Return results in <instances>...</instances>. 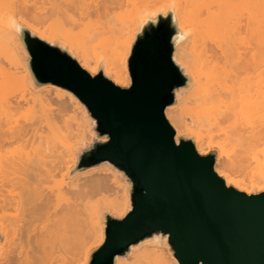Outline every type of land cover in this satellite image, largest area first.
Returning <instances> with one entry per match:
<instances>
[{"label": "bare ground", "instance_id": "1", "mask_svg": "<svg viewBox=\"0 0 264 264\" xmlns=\"http://www.w3.org/2000/svg\"><path fill=\"white\" fill-rule=\"evenodd\" d=\"M82 1L85 5L88 3ZM95 1L93 3L97 5L92 6L94 14L107 19L111 1H103L102 6L99 5L101 2ZM25 2L0 0V57L3 55L6 59V69L0 67V106L7 105L5 110H0V264H88L92 251L101 247L105 241L106 225L101 216L102 211L109 210L113 215L124 218L131 209L130 186L108 163L75 177L69 186L67 184V192L62 190L65 195L61 189L57 192L55 186L51 188L50 184L42 181V178H55L60 173L66 181L67 175L77 163L74 149L90 127L91 117L72 93L58 87H43L41 95L34 96L28 83V70L21 60L22 43L13 29V19L45 41H62L80 66L91 75L98 73L100 62L98 60L93 63L87 57L83 42L81 44V41L63 35L59 28L51 25L46 27L45 23H41L47 22V19L42 21L43 12L37 14V8H30V3V9H27L25 6L29 1ZM55 2L47 0L50 3L49 9L51 5L53 10L62 7L61 13L55 12L57 15L67 13L68 4L73 5L67 0ZM65 2L67 7H64ZM172 7L180 30L189 37L185 45L177 48L176 60L192 78L190 89L178 95L176 106L166 110V116L177 133L176 141L179 143L181 137L192 136L197 152L202 156L208 153L202 136L191 134L187 113L191 114L193 123L195 118H203L214 125L226 126L224 135L240 146V162L252 174V180L246 183L227 169L218 150L216 173L225 180L227 186L241 192H264V159L252 153L254 144L264 141V0L144 2L140 7H135V14L121 32L123 38L112 35L101 43L100 46L108 52L113 65L106 67L103 64L104 72L116 85L129 87L131 77L128 60L137 32L148 15L161 11L167 13ZM48 10L44 12L47 15L50 12ZM31 11L42 15L41 22L35 19L36 14L34 19L31 18ZM107 34L108 30L102 28L92 36L103 37ZM10 64L12 67H7ZM28 96L30 98L27 99ZM65 100L78 107L76 110H80L82 123H70L68 129L70 117L68 121L64 119L67 129L63 131L57 126V120L68 115L64 112L74 106L70 102L65 103ZM23 101L39 105L34 108V112H38L35 114L27 106L30 103H25L26 108H29L25 111L27 120H22L24 110L20 109ZM53 101H56L59 108L54 107V117H49L52 114L48 112L56 105H50ZM41 110H44V115ZM16 115H20L21 122H25L20 123V117ZM34 118L38 123L33 121ZM43 118L45 121H42ZM71 119L74 121L75 118ZM45 152L50 153L49 156L54 154L51 156L54 160L51 157L47 159ZM66 158L68 161L64 166ZM46 163L48 166L53 165L50 168ZM115 264L179 262L175 258L171 260L166 248L155 242L152 245L145 244L133 252L130 262L127 258L117 257Z\"/></svg>", "mask_w": 264, "mask_h": 264}, {"label": "water", "instance_id": "2", "mask_svg": "<svg viewBox=\"0 0 264 264\" xmlns=\"http://www.w3.org/2000/svg\"><path fill=\"white\" fill-rule=\"evenodd\" d=\"M25 53L29 82L72 93L91 117V142L76 148L70 176L110 164L130 186L131 209L111 212L104 244L88 264H115L143 245L158 243L179 264H264V192L226 185L215 171L217 152L200 155L194 138L176 141L166 110L190 89L192 78L176 60L188 42L174 8L148 15L128 60L131 84L80 66L70 49L48 42L13 19Z\"/></svg>", "mask_w": 264, "mask_h": 264}, {"label": "rangeland", "instance_id": "3", "mask_svg": "<svg viewBox=\"0 0 264 264\" xmlns=\"http://www.w3.org/2000/svg\"><path fill=\"white\" fill-rule=\"evenodd\" d=\"M29 1V2H28ZM26 0V2L25 3H27L28 2V5H26L25 7L27 8V9H30L31 7H32V9L34 8V10H36L35 8H37V14L38 13H42V15H43V19L44 20H42V21H45L46 19H47V22L45 21V22H41V19H40V17H42V15L41 14H39V15H37L36 13H34V12H36V11H34L33 13H32V11H31V13L32 14H30V15H33L31 18H33L34 19V17H35V19L37 18V21L40 19V21H38V22H41V23H45L46 24V27H48V26H54L55 28H59V30H60V32L63 34V35H67V36H69V37H71V38H73V40H76V41H81L80 43L82 44V42H83V49L85 50V54L87 55V57L89 58V59H91V61L93 62V63H95V62H97L98 60H99V68H100V64H101V61L103 60V64H105L106 65V67L108 66V67H112L113 65L111 64V59H110V56L108 55V52H105L104 51V49L100 46L101 45V43L103 42V40L105 39V38H110V37H112V35L113 36H117V37H119L120 39L121 38H123L122 36H121V32L124 30V27H125V25L127 24V22H129L130 21V19L132 18V16L135 14V7H140L141 6V4H143L144 2H151L152 0H109V1H111V4H109L108 6V11H109V13H108V17H107V19L104 17V16H100V15H97V13H95L94 14V8H92V6H96L93 2H94V0L92 1H90V0H84V2H88L89 3V1L90 2H92V4L91 3H86V5H85V3H83V1L82 0H67L68 2H72L73 3V5H74V7L76 8H73L72 9V7H73V5L72 4H68L69 5V7H68V11L70 10V9H72L71 11H69V13H68V11H67V13H64V14H59V15H57L55 12H60V10H61V8H60V10L59 9H56V7H55V10H53V9H51L52 8V5H51V11H50V9L48 8V7H50V3L48 4L47 3V0L45 1L46 2V4H45V2H43L44 0H42V2L41 1H39V0H31V2H30V0ZM35 1H38V2H35ZM54 1V0H53ZM56 2H55V4L58 2V0H55ZM60 1V0H59ZM66 1V0H65ZM74 1H75V3H74ZM97 1V0H96ZM96 1H95V3H96ZM99 1V5H101L102 6V4L104 3L103 1H106V0H98ZM32 2L34 3V4H36V6L33 4L32 5ZM41 2V3H40ZM51 2V1H50ZM67 2V3H68ZM79 2V3H78ZM80 2H81V4H80ZM103 2V3H102ZM31 4V6H29L30 4ZM53 3V2H52ZM62 3V2H61ZM38 4H41V5H38ZM44 4H45V6H44ZM49 6H48V5ZM65 4H66V2H65ZM64 4V7H67L68 5L66 4L65 5ZM43 5V6H42ZM62 5H63V3H62ZM61 5V6H62ZM76 5V6H75ZM90 6L89 8L87 7V6ZM28 6L30 7V8H28ZM34 6V7H33ZM39 6V7H38ZM41 6L43 7V9L41 8ZM70 6H71V8H70ZM100 6V7H101ZM107 6V5H106ZM48 8V9H46V8ZM60 7V6H59ZM97 7H99V6H97ZM97 7H96V9H97ZM45 8V9H44ZM70 8V9H69ZM27 9L25 10V12L26 13H28V11H27ZM43 11H42V10ZM64 9V8H63ZM62 9V10H63ZM89 9V10H88ZM41 12H40V11ZM46 10H48V11H50L49 12V14L47 15V13L45 14L44 12L46 11ZM53 10V11H52ZM58 10V11H57ZM52 12H54L53 14H51ZM65 12H66V8H65ZM95 12H96V10H95ZM30 13V12H29ZM61 13V12H60ZM90 13V14H89ZM34 14H36L35 16H34ZM44 14L45 15H47V17L46 16H44ZM51 14V16H50V18L48 19V17H49V15ZM66 14V15H65ZM59 16V17H58ZM30 17V16H29ZM52 19V20H51ZM50 20V21H49ZM105 29V30H108V34L106 35V36H103V37H96V36H92L93 34H94V32L96 31V30H98V29ZM117 30H120V32H117ZM55 42H59V43H62L63 45H65V46H67L66 44H64L62 41H60V40H55ZM68 47V46H67ZM22 48V47H21ZM69 48V47H68ZM24 54V55H23ZM3 56V55H2ZM1 56V57H2ZM1 57H0V67H2V68H4V69H6V64H4V62H5V57H4V60H3V62H2V59H1ZM21 60H22V63H23V65H25V53H24V51H23V49H21ZM8 61V60H7ZM7 61H6V63H7ZM8 64V63H7ZM8 66H10V68L12 67L11 66V64L10 65H7V67ZM25 67H26V65H25ZM7 70H9V69H7ZM1 79V78H0ZM0 82H2V81H0ZM28 83H29V87H30V89L33 91V93H34V96H40L41 95V92L43 91V89H38V90H35L32 86H31V84H30V82H29V75H28ZM40 90V91H39ZM52 98H54L53 96H51ZM28 98H30L29 96L27 97V99ZM24 102V103H23ZM22 103L24 104H22V109H20L21 108V106H20V110H24L23 111V115H21V116H23L22 117V120H24L26 117H25V111L26 110H28L29 108L31 109H33V110H30V111H33V113H35L34 112V108L36 109V108H38V106L39 105H34L33 104V102L32 103H30V102H28V103H26L25 101H23ZM66 102H70V101H66L65 100V103ZM29 104L30 103V105H27V106H30L29 108H26V104ZM54 103V104H53ZM68 103L66 104V106L68 107L69 105H68ZM71 103V105H74L72 102H70ZM55 105V106H53V107H51L52 109L55 107V109L57 108H59L58 107V105H57V103H56V101L54 102H51L50 103V105ZM49 106V105H48ZM47 106V107H48ZM57 106V107H56ZM75 106V105H74ZM71 106L70 108H67V111L66 112H64V114H67L68 113V115H64V116H66L67 117V119L64 117V116H61L60 117V119L61 120H57V122H58V127L61 129V130H63V131H66V129L68 128V129H70L69 128V126H70V123H72L73 125H76V123H82L81 121H82V117H81V115L79 114L80 112V110L78 111V110H76V109H78V107L77 106ZM6 107H7V105H6ZM6 107H5V105H3L2 107L0 106V110H5L6 109ZM75 109H74V108ZM39 108H41V107H39ZM42 109V108H41ZM50 109V107H48V110ZM52 109H51V111H45L46 113L48 112V113H50V114H52V115H50L49 117H54V112H56L55 111V109H53L54 111H52ZM72 109V110H71ZM70 110H71V113H70ZM73 110H76L77 111V114L79 115L78 116V118H76V116H75V112L73 111ZM8 111V110H7ZM16 111V110H15ZM38 111H39V109H38ZM44 112V110H41V113H42V115H44L43 114V112ZM2 112V111H1ZM1 112H0V114H1ZM18 112H19V110H18ZM21 112V111H20ZM40 112V111H39ZM53 112V113H52ZM4 113V112H3ZM28 113V112H27ZM31 113V112H30ZM32 113V114H33ZM38 113V112H37ZM37 113H35V114H37ZM41 113H39V117H40V114ZM15 114V113H14ZM16 114H18V113H16ZM20 114V113H19ZM35 114H34V116H35ZM76 114V115H77ZM41 115V116H42ZM48 115V114H47ZM63 115V114H62ZM16 116H19L20 117V115H16ZM27 116H29V115H27ZM33 116V117H34ZM45 116H46V114H45ZM44 116V117H45ZM72 116V117H71ZM13 117H15V116H13ZM32 117V116H31ZM64 117V118H63ZM69 117H70V120H72L71 118H75L74 119V121H68V119H69ZM81 117V118H80ZM186 117H187V121H188V124H190V126H189V128H190V130H191V134H200L201 136H202V138H203V143H204V148L206 149V150H208V153H207V155L209 154V153H212V152H217L216 150H218L219 151V153L221 154V161L225 164V166H226V168L227 169H229L231 172H233L236 176H238L239 177V179H241V180H243L244 182H246V183H249L250 182V180H252V174H250V172L248 171V170H246L243 166H242V164H241V162H240V160H241V158L239 157V145H238V143L236 142V141H234L233 139H227L226 137H225V135H224V133H225V131H226V126H217V125H214L212 122H208V121H205L203 118H195L194 119V123H193V121L191 120V114L190 113H187L186 114ZM36 118V117H35ZM35 118H34V120L33 121H36L35 120ZM47 118V117H46ZM45 118V119H46ZM14 119V118H13ZM28 119H30V118H28ZM37 119V118H36ZM66 121H68L69 123H68V126H67V128L65 127V120ZM77 119V120H76ZM80 119V120H79ZM16 120V119H15ZM20 123H24V122H21L22 120H21V117H20ZM18 120V121H19ZM26 120H27V118H26ZM32 120V119H31ZM41 121V119L39 118L38 119V121ZM44 120V118L42 119V121ZM64 120V121H63ZM39 121V122H40ZM45 121V120H44ZM77 121V122H76ZM37 122V121H36ZM38 123V122H37ZM41 123V122H40ZM79 123V124H80ZM71 124V126L73 127V125ZM44 125V124H43ZM67 125V124H66ZM184 137H192V136H189V135H186V136H183V137H181V138H184ZM193 138V137H192ZM91 133H90V131H89V127L87 128V130H86V133H85V136L81 139V141H80V143L75 147V149H74V152H76V148H78V147H80L81 146V143L82 142H86L87 144H89L90 142H91ZM49 152H51L52 153V151H49ZM46 153V155H48L49 156V154L47 153V152H45ZM252 153L253 154H256L260 159H264V141H259V142H256L255 144H254V146H253V149H252ZM45 155V156H46ZM47 156V159H49L51 156L53 157V156H55L54 154H52V155H50L49 157ZM206 156V155H205ZM51 157V158H52ZM45 159V158H44ZM53 159V158H52ZM51 160V159H50ZM54 160V159H53ZM67 161H68V158H66V161H65V165L64 166H66V164H67ZM51 162V161H50ZM49 164V163H48ZM52 165L53 164H51V166H48L47 165V163H46V166H48V167H52ZM62 166V168H63V165H61ZM48 169L49 171L51 170V169ZM45 170H47V169H45ZM89 171V170H88ZM58 172V174L60 173L59 171H57ZM56 172V173H57ZM87 172V171H86ZM71 173V172H70ZM70 173L67 175V177H66V181H65V178L64 177H62L61 175H62V173H60L59 174V176H61V177H59V176H56L58 179H56V180H54L55 178H50V179H53L54 180V182L52 183V181L50 180V179H47V180H45L46 178H42V181H46L48 184H50L51 185V188L53 187V186H55V189L57 190V192H58V190H60L61 192H63L62 190H66V192H67V190L69 189V187H66L67 186V184H68V186H69V182L71 181V180H73L75 177H77V176H79V175H81V174H84V173H80V174H78V175H75V176H73V177H71L70 176ZM53 175V174H52ZM57 175V174H56ZM49 176H51V175H49ZM46 177L48 178V176L46 175ZM41 179V178H40ZM47 184V187L48 188H50V185H48ZM44 185H46V183L44 184ZM45 187V186H44ZM46 187V188H47ZM57 187V188H56ZM62 187H63V189H62ZM66 187V188H65ZM55 190V191H56ZM64 193V192H63ZM67 194L68 193H66V196H67ZM64 195H65V193H64ZM70 196L69 197H71V194H69ZM66 200H64L63 202H65ZM106 212H110L109 210H104V211H102V213H101V216L103 217V214L104 213H106ZM166 252H167V255L170 257V259L172 260V257L170 256V254H169V252H168V250L166 249ZM127 260H129V262L132 260V256H130L129 258H127Z\"/></svg>", "mask_w": 264, "mask_h": 264}]
</instances>
